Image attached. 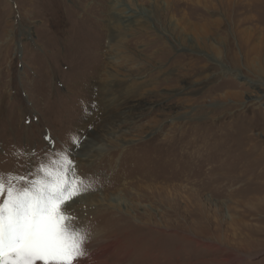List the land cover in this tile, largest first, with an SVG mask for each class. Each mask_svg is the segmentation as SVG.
I'll return each instance as SVG.
<instances>
[{"label":"rangeland","instance_id":"rangeland-1","mask_svg":"<svg viewBox=\"0 0 264 264\" xmlns=\"http://www.w3.org/2000/svg\"><path fill=\"white\" fill-rule=\"evenodd\" d=\"M116 13L138 17L112 72L139 105L100 141L110 118L69 90ZM60 152L115 230L72 264H264V0H0V172Z\"/></svg>","mask_w":264,"mask_h":264},{"label":"snow or ice","instance_id":"snow-or-ice-1","mask_svg":"<svg viewBox=\"0 0 264 264\" xmlns=\"http://www.w3.org/2000/svg\"><path fill=\"white\" fill-rule=\"evenodd\" d=\"M68 155L53 153L23 176L0 172V264H72L86 257L88 233L66 210L88 188Z\"/></svg>","mask_w":264,"mask_h":264},{"label":"bare ground","instance_id":"bare-ground-1","mask_svg":"<svg viewBox=\"0 0 264 264\" xmlns=\"http://www.w3.org/2000/svg\"><path fill=\"white\" fill-rule=\"evenodd\" d=\"M118 14L114 16H110L108 19V28H107L108 41H107V47L104 50L105 57L102 60L96 61L95 66L92 68L93 75L92 73H90V74L83 76L82 79H80L78 78L79 77L78 74H74L75 80L73 83L75 84L74 88L76 89H70V90L68 89L71 93H74L75 90L77 91L76 93H74L77 95V97L80 98V103L77 106L79 110L78 109L77 110L79 113L81 112V115L83 116L85 120L90 121V119L92 118V116H89V111H90L91 106L94 108V110L100 111L101 115L102 113H104L105 118L106 117L110 118V122L108 121V124H107L108 130L106 129L105 132L104 130H102V132L101 130H99V132H93V133L90 132V137H94L95 139L99 138L98 140L103 139L106 136V134L115 135L117 132L116 120L123 118V117L125 118L127 115H131L133 113L132 111L133 108L139 105V103L136 102V101H139L138 98H136V96H137V90L140 88L137 80L132 77L122 80V78H119L118 76H116L117 73L115 74L112 72V70H115L114 69L115 67L113 66H115L114 64H116V61L118 60V58H115V57L117 53L119 52L117 50L118 46H120L119 42L125 37V34L129 31L130 24L132 22H135L138 18L136 17V15H132V14L130 15L124 14L123 16L118 15ZM98 65L100 66L97 70L96 67ZM70 66H68V68ZM79 70L80 69L78 68L76 72H79ZM94 74H96L95 78H98V80L95 82V84H91L90 86L88 81L91 75L94 76ZM48 76H49V73H48ZM85 82L87 83L86 86H85ZM53 91H54L53 94L56 95L57 93L56 89ZM121 94L122 95L124 94L125 96H124V99L120 101L118 99H120ZM84 149H86L85 146H84ZM122 185H124V183H122ZM112 186L113 184H110L109 181H107V187H112ZM104 200L105 199L102 198L100 194H98L97 196H94L93 194H87V195L81 194L79 197H77L74 200L70 208H68L66 211L68 214H70L73 217L75 213V212L73 213V211H77V210L81 211L79 206H81L83 203H87L88 206H92V205L100 204L104 202ZM124 203L126 202L123 200V198L120 196L119 193H117L111 198H108V205L114 208L119 209L120 205ZM124 210L126 212L128 209L126 208ZM77 212L75 214H77L79 217L82 218L83 217L82 212L81 214L80 212L78 213ZM105 214L106 212H102V211H96L92 213L91 215L93 217L90 219L91 224L90 223L88 224L89 218H87V221L84 220V218H82L81 221L76 220V219H73L72 221L74 225H77L85 229L88 233V239L85 245L87 252L91 251L94 248L100 249V248L106 247L107 243H109L108 237H110L112 232L114 233L115 231V230L114 231L112 230L113 228H109V226H107L108 220L106 221L100 220L101 219L100 217ZM78 216H77V219L79 218ZM97 256H100V255H97Z\"/></svg>","mask_w":264,"mask_h":264}]
</instances>
